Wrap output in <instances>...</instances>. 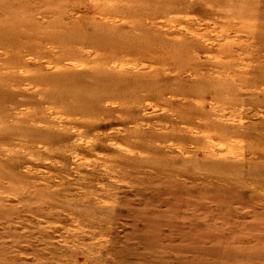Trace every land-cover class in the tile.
I'll return each mask as SVG.
<instances>
[{
  "label": "rangeland",
  "instance_id": "1",
  "mask_svg": "<svg viewBox=\"0 0 264 264\" xmlns=\"http://www.w3.org/2000/svg\"><path fill=\"white\" fill-rule=\"evenodd\" d=\"M0 264H264V0H0Z\"/></svg>",
  "mask_w": 264,
  "mask_h": 264
},
{
  "label": "bare ground",
  "instance_id": "2",
  "mask_svg": "<svg viewBox=\"0 0 264 264\" xmlns=\"http://www.w3.org/2000/svg\"><path fill=\"white\" fill-rule=\"evenodd\" d=\"M235 67V66H234ZM39 95V94H38ZM100 95H97V96H94V97H91L92 100H96V98H98Z\"/></svg>",
  "mask_w": 264,
  "mask_h": 264
}]
</instances>
